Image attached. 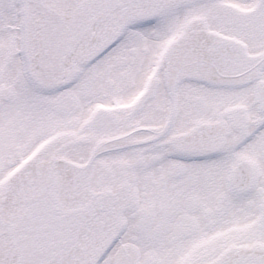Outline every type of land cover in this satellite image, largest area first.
Returning <instances> with one entry per match:
<instances>
[{
    "label": "snow or ice",
    "instance_id": "6c2138e0",
    "mask_svg": "<svg viewBox=\"0 0 264 264\" xmlns=\"http://www.w3.org/2000/svg\"><path fill=\"white\" fill-rule=\"evenodd\" d=\"M0 264H264V0H0Z\"/></svg>",
    "mask_w": 264,
    "mask_h": 264
}]
</instances>
